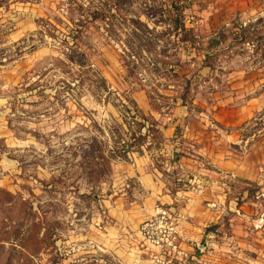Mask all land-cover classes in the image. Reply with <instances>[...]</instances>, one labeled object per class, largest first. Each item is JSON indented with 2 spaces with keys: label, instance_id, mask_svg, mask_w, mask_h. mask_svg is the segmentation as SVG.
<instances>
[{
  "label": "rangeland",
  "instance_id": "obj_1",
  "mask_svg": "<svg viewBox=\"0 0 264 264\" xmlns=\"http://www.w3.org/2000/svg\"><path fill=\"white\" fill-rule=\"evenodd\" d=\"M234 154L264 167V0H0V264H80L132 157L180 190ZM262 187L204 264H264Z\"/></svg>",
  "mask_w": 264,
  "mask_h": 264
},
{
  "label": "crops",
  "instance_id": "obj_2",
  "mask_svg": "<svg viewBox=\"0 0 264 264\" xmlns=\"http://www.w3.org/2000/svg\"><path fill=\"white\" fill-rule=\"evenodd\" d=\"M164 133L171 137L172 128L165 127ZM212 167L189 172L188 180L196 184L179 190L162 181L149 159L130 158L119 174L123 182L101 199L102 210L84 232L80 264H151L138 228L154 213L157 204L172 210L178 223L181 254L171 264H204L209 252L202 244L218 246L225 215L230 237L240 244L247 242L253 223L248 187L254 181L264 184V167L258 173L247 154L216 155ZM233 182L243 185L239 205L237 197L232 196ZM212 252L215 254V248Z\"/></svg>",
  "mask_w": 264,
  "mask_h": 264
},
{
  "label": "built area",
  "instance_id": "obj_3",
  "mask_svg": "<svg viewBox=\"0 0 264 264\" xmlns=\"http://www.w3.org/2000/svg\"><path fill=\"white\" fill-rule=\"evenodd\" d=\"M138 230L151 264H171L179 258L178 223L166 205L157 204L154 213L140 223Z\"/></svg>",
  "mask_w": 264,
  "mask_h": 264
},
{
  "label": "trees",
  "instance_id": "obj_4",
  "mask_svg": "<svg viewBox=\"0 0 264 264\" xmlns=\"http://www.w3.org/2000/svg\"><path fill=\"white\" fill-rule=\"evenodd\" d=\"M175 27L181 28L182 30H187V28H185L184 24L177 19H176Z\"/></svg>",
  "mask_w": 264,
  "mask_h": 264
}]
</instances>
